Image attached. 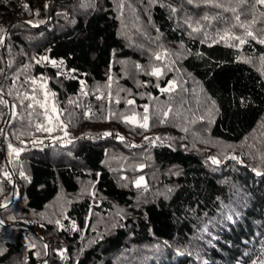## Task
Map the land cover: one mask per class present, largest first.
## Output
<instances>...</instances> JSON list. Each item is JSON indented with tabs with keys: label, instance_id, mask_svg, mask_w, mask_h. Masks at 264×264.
Masks as SVG:
<instances>
[{
	"label": "trees",
	"instance_id": "16d2710c",
	"mask_svg": "<svg viewBox=\"0 0 264 264\" xmlns=\"http://www.w3.org/2000/svg\"><path fill=\"white\" fill-rule=\"evenodd\" d=\"M47 19L0 0V264H264V5L70 0Z\"/></svg>",
	"mask_w": 264,
	"mask_h": 264
},
{
	"label": "water",
	"instance_id": "95a60500",
	"mask_svg": "<svg viewBox=\"0 0 264 264\" xmlns=\"http://www.w3.org/2000/svg\"><path fill=\"white\" fill-rule=\"evenodd\" d=\"M56 1L57 2H69L70 0H47V2H46V6L48 8V19H47V21L49 20V18L52 15L53 3L56 2ZM23 22H26V21H23ZM7 32H8V30H7ZM4 45H5V41L3 40L2 43H1V48H2L3 53L5 54ZM0 95L7 102L6 106H7V110H8L7 118H6V121H5L4 126L2 128V131H1V144H2V149H3V152H4V162H5L6 167H7L5 175H6V177L8 179H10L13 182V186H14V189L11 192L12 195H13L12 198L9 201H7V202L2 203L1 206H0V218H2L1 211L5 207L9 206L10 204H12L15 201V198H16V194H15L16 178H15V174H14L13 168H12V166L10 164V160L8 158V154L6 153V150H5V147H4V140H3L5 135H6V130H7L8 126H9L11 120H12V103L4 95V93L1 90H0ZM130 101H132V100H130ZM2 222H3V224H7V225L21 224V222H19V221H13V222H4V221H2ZM26 226H28V225H26ZM40 264H43V260L40 261Z\"/></svg>",
	"mask_w": 264,
	"mask_h": 264
},
{
	"label": "snow or ice",
	"instance_id": "6c2138e0",
	"mask_svg": "<svg viewBox=\"0 0 264 264\" xmlns=\"http://www.w3.org/2000/svg\"><path fill=\"white\" fill-rule=\"evenodd\" d=\"M256 2L258 4L264 5V0H256ZM25 7H27V6L25 5ZM248 35L251 36L252 33L251 32H248ZM262 42H264V41H262ZM240 43H244V41L241 40ZM42 59H47V57H42ZM52 63L55 65L56 64V61H52ZM153 74H156V73L154 72ZM34 82L35 81H33V83ZM0 103H5L6 104L7 102L6 101H3V100H0ZM128 103L131 104V103H133V101H128ZM29 107H31V105H29ZM145 110H147V108H145ZM147 119L148 118L145 116L144 117L145 124L140 125L141 127H145V128L147 127V124H146ZM38 130H48V131H50V129H44L43 126H40V128ZM105 135H109V133H105ZM121 139H122V137H121ZM9 148L11 149V145H9ZM12 151L16 152V154L19 155V152L17 150L12 149ZM213 163H217V161L215 160V158H213ZM22 175H23V173H22ZM142 179L143 178H141V180ZM139 186H140V181H137V187H139ZM57 223H59V221H57ZM73 227H75V225H73Z\"/></svg>",
	"mask_w": 264,
	"mask_h": 264
},
{
	"label": "built area",
	"instance_id": "2783aa9c",
	"mask_svg": "<svg viewBox=\"0 0 264 264\" xmlns=\"http://www.w3.org/2000/svg\"><path fill=\"white\" fill-rule=\"evenodd\" d=\"M55 66L60 74L65 75V76H68L70 74V71L66 70V68L64 67L63 62L56 61ZM73 225H76V224L68 222L65 225V229L68 231V233H72L74 231L75 227H73Z\"/></svg>",
	"mask_w": 264,
	"mask_h": 264
},
{
	"label": "rangeland",
	"instance_id": "374dc122",
	"mask_svg": "<svg viewBox=\"0 0 264 264\" xmlns=\"http://www.w3.org/2000/svg\"><path fill=\"white\" fill-rule=\"evenodd\" d=\"M46 2H47V0H46ZM54 4V3H53ZM147 138V137H146ZM137 181H140V185H143L144 184V181H143V179L141 180V177L138 179V180H136L135 181V183L137 184Z\"/></svg>",
	"mask_w": 264,
	"mask_h": 264
}]
</instances>
